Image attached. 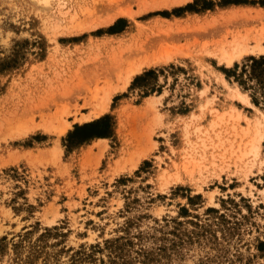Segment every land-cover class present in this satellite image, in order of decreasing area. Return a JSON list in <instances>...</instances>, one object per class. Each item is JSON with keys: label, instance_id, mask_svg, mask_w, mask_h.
Listing matches in <instances>:
<instances>
[{"label": "rangeland", "instance_id": "obj_1", "mask_svg": "<svg viewBox=\"0 0 264 264\" xmlns=\"http://www.w3.org/2000/svg\"><path fill=\"white\" fill-rule=\"evenodd\" d=\"M40 1L0 0V264H264V133L259 157L243 153L264 93L227 75L264 53L233 66L215 54L264 31V0L181 14L196 0ZM158 55L124 85L129 62ZM106 115L109 136L74 144L77 127ZM139 135L149 155L118 171Z\"/></svg>", "mask_w": 264, "mask_h": 264}, {"label": "bare ground", "instance_id": "obj_2", "mask_svg": "<svg viewBox=\"0 0 264 264\" xmlns=\"http://www.w3.org/2000/svg\"><path fill=\"white\" fill-rule=\"evenodd\" d=\"M188 1V0H186ZM192 1V0H189ZM40 3H44V4H49L50 0H41ZM160 6V5H159ZM162 6V4H161ZM165 7V5L163 6ZM61 21V20H60ZM264 27V26H263ZM250 30V29H249ZM261 30V29H260ZM263 30V29H262ZM258 29H256L255 33H252V36L247 34L244 35H240V36H235L233 37V39L228 42L223 44L222 46H220V48L216 51V56L217 58L221 61L224 62L227 66H233L236 62H239L240 60H242L243 57H245L246 55H255L257 53H264V31H259ZM241 34V33H240ZM153 55V54H152ZM148 56H145V58L142 59H135L132 62H129L127 64V67L125 69L126 73H125V86L127 84H129L131 82V80L138 74L142 73L144 71L145 68L153 65L154 63H158L160 61H162L163 56H156L152 58H146ZM230 90V89H229ZM108 96H107V101H110L112 99V95L113 92H107ZM232 97H237L240 100L247 101V99H250V97L242 92L241 90L234 89L233 90V95ZM150 98V97H149ZM153 101V100H151ZM151 105V103H149ZM108 107V102L105 104H101L99 105L97 108H95V110L92 113V117L95 118H99L107 109ZM235 110V109H234ZM236 111V110H235ZM233 111L231 115V118L236 119L237 117V111L235 112ZM218 113V112H217ZM225 113V112H223ZM239 113V112H238ZM226 114V113H225ZM218 115V114H217ZM228 115V114H227ZM224 116L222 115V113L220 115H218L219 120L222 121V118ZM229 117V116H228ZM259 117V116H258ZM91 118V117H88ZM216 118V117H215ZM225 118V117H224ZM90 120V119H89ZM214 120V119H213ZM225 120V119H224ZM238 120V118H237ZM88 121V119H87ZM252 121V120H251ZM254 121V120H253ZM193 122V120H192ZM217 125L219 123V121L215 122ZM223 123V122H222ZM229 123V122H228ZM250 123V122H249ZM253 123V122H252ZM191 124V123H190ZM211 124V123H210ZM251 124V123H250ZM221 125V124H220ZM223 125V124H222ZM43 126V125H42ZM58 127L55 128V131L59 134V135H65L68 130L72 127L70 123H68L67 121H63L60 125H57ZM249 127V126H248ZM29 128V127H27ZM43 128L45 130L49 129L47 128V125H44ZM256 131H255V137L254 139H252V141L250 142V147L249 149L246 151L244 150V154H253L254 160L255 157H259L260 156V151H261V146H262V138H263V133H264V115L262 116V118H258L256 121V125H255ZM189 129V128H188ZM187 129V130H188ZM198 131V130H197ZM209 131V130H208ZM212 131V130H211ZM28 132V130H27ZM26 132V134H27ZM212 133V132H211ZM230 133V132H229ZM138 134V133H137ZM140 134V133H139ZM142 134V133H141ZM144 134V133H143ZM142 134V135H143ZM189 134V133H188ZM206 134V132H205ZM232 134V133H230ZM241 134V133H239ZM203 135V134H202ZM229 135V134H228ZM227 135V136H228ZM243 135V134H242ZM241 135V137H242ZM204 136V135H203ZM206 136V135H205ZM200 137V136H199ZM222 137V136H221ZM220 137V138H221ZM205 138V137H203ZM212 138V137H211ZM216 138V137H215ZM246 138V137H245ZM106 139H99V141H105ZM201 140V139H200ZM203 140V139H202ZM243 140V139H242ZM225 141V140H224ZM245 141V140H244ZM194 142V141H193ZM240 142V141H239ZM238 142V143H239ZM127 143V147L126 149H124V157L119 160L116 164L118 165V171L120 170H125L127 168H131L134 169L136 168L139 163L142 161V159L147 158V156L149 155L150 152V143H151V136H146L145 137V144L146 146H144V139L139 135V136H135V137H131V140H126ZM201 143V142H200ZM149 144V147H148ZM216 144V143H215ZM242 145V143H241ZM216 147V146H215ZM233 149V146H231ZM243 147V146H242ZM198 148V147H197ZM235 148V147H234ZM189 149V148H188ZM194 149V148H193ZM208 149V148H207ZM206 149V150H207ZM231 149V150H232ZM219 150V149H218ZM228 150V149H227ZM230 150V152H231ZM234 150V149H233ZM240 148L238 147V149L234 150L235 151H239ZM61 151V150H60ZM200 151V150H199ZM242 151V150H241ZM246 151V152H245ZM193 153V152H192ZM201 153V152H200ZM233 153V154H234ZM240 153V151H239ZM238 153V154H239ZM242 153V152H241ZM242 153V154H243ZM202 154V153H201ZM215 154V153H214ZM236 154V153H235ZM194 155V154H192ZM231 155V154H230ZM234 156V155H233ZM238 156V155H237ZM248 158V156H247ZM187 160L184 162L183 168H185L186 170L188 169V164H193L194 161L190 159V157L186 158ZM197 159V158H196ZM241 159V158H239ZM242 160V159H241ZM245 161V160H244ZM249 162V161H248ZM251 162V161H250ZM256 162V161H255ZM253 163V162H252ZM248 164V163H247ZM6 251V250H5Z\"/></svg>", "mask_w": 264, "mask_h": 264}, {"label": "trees", "instance_id": "obj_3", "mask_svg": "<svg viewBox=\"0 0 264 264\" xmlns=\"http://www.w3.org/2000/svg\"><path fill=\"white\" fill-rule=\"evenodd\" d=\"M206 0H196L193 4H188L185 7L182 8H178L175 9L173 11V13H177V14H181L180 12H184V11H194L196 10V6L200 3V2H204ZM248 0H245V2ZM206 3H208V5L212 4V1H206ZM262 4H264V2H261ZM209 8V7H205ZM164 14H170L169 12H164ZM127 25V20L120 18L116 21V23L109 29L112 33H119L121 31L124 30L125 26ZM240 65L236 64L234 69L231 70L230 72H227V75L230 76L231 73H235L236 77L238 78V80L240 81V83L242 85H244V83L246 81L243 80V76H247L248 79L251 80H255L256 85L255 86H259L263 89V93H264V56H260V57H252L249 59V64H245L243 65L241 72L239 73ZM156 74V70L155 69H151L146 71L144 74H142L141 76L136 77L135 81H134V85L133 86H137V87H141L142 86V82L149 76L155 75ZM248 88V87H247ZM253 88V87H252ZM264 96V94H263ZM111 117L109 115H106L96 121L84 124L82 127H77L76 128V132H73L70 137L73 140H77V142H75L74 144L77 143H82L84 141L90 140L91 138L94 137H106L109 136L111 134V130H112V124L110 121ZM84 131L86 132L85 135L83 136H78V132L79 131ZM76 137H79V139H77ZM71 139V142H72Z\"/></svg>", "mask_w": 264, "mask_h": 264}]
</instances>
